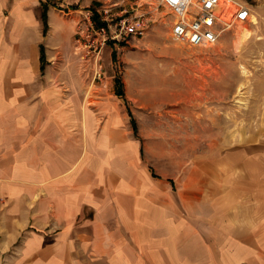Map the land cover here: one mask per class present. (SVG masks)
<instances>
[{"label":"crops","instance_id":"crops-1","mask_svg":"<svg viewBox=\"0 0 264 264\" xmlns=\"http://www.w3.org/2000/svg\"><path fill=\"white\" fill-rule=\"evenodd\" d=\"M9 5L6 32L2 12ZM29 5L0 0V258L16 264H264L261 161L251 160V180L238 173L231 178L224 168L219 193L212 185L185 193L169 190L170 181L159 177L155 186L147 176L118 177L112 98L101 100L94 80L74 79L75 68L53 62L61 48L51 44L47 52L36 39L22 42L21 23L33 16Z\"/></svg>","mask_w":264,"mask_h":264},{"label":"rangeland","instance_id":"rangeland-1","mask_svg":"<svg viewBox=\"0 0 264 264\" xmlns=\"http://www.w3.org/2000/svg\"><path fill=\"white\" fill-rule=\"evenodd\" d=\"M238 1L257 19L242 22L252 36L239 46L238 22L213 45L174 41L159 0H30L33 16L19 33L26 46L36 39L47 52L51 44L61 48L64 54L53 62L75 68L74 79L94 80L101 100L112 98V172L118 177L147 176L154 186L159 177L170 181L169 190L185 193L212 185L219 193L224 168L231 178L238 173L251 180V160L264 164V0ZM41 2L51 14L45 34ZM10 9L2 12L6 32ZM92 13L112 27L121 16L141 15L146 32L101 46L86 19ZM261 163L257 170L264 173ZM0 264L16 263L0 258Z\"/></svg>","mask_w":264,"mask_h":264},{"label":"built area","instance_id":"built-area-1","mask_svg":"<svg viewBox=\"0 0 264 264\" xmlns=\"http://www.w3.org/2000/svg\"><path fill=\"white\" fill-rule=\"evenodd\" d=\"M159 4L170 15L171 38L195 47L215 44L225 29L250 17L249 7L238 0H230L229 4L226 0H159ZM86 19L89 28L101 39V46L128 36L142 37L146 32L147 18L141 15L121 16L113 27L108 23L95 24L93 13ZM96 75L100 77L101 73Z\"/></svg>","mask_w":264,"mask_h":264},{"label":"trees","instance_id":"trees-1","mask_svg":"<svg viewBox=\"0 0 264 264\" xmlns=\"http://www.w3.org/2000/svg\"><path fill=\"white\" fill-rule=\"evenodd\" d=\"M42 13H41V19H42V22H43V32L44 34L47 32L48 30V14H47V10H48V4L46 2H42ZM93 19L95 20V22L97 23V25H103V24H106L105 22H101L97 19V16L94 15L93 16ZM45 55H44V48L43 46H41V58L44 59ZM119 95H122V92H118ZM131 116V114H130ZM131 121H132V125H133V129L136 131L137 130V127H136V124H135V120L132 118L131 116Z\"/></svg>","mask_w":264,"mask_h":264},{"label":"bare ground","instance_id":"bare-ground-1","mask_svg":"<svg viewBox=\"0 0 264 264\" xmlns=\"http://www.w3.org/2000/svg\"><path fill=\"white\" fill-rule=\"evenodd\" d=\"M226 1L228 4L230 3V0H226ZM250 18L253 22H256L257 20L254 15H251ZM251 36H252V31L242 22H238V25L236 28L235 44L237 46H239L240 44L242 45V43L248 38H250Z\"/></svg>","mask_w":264,"mask_h":264}]
</instances>
